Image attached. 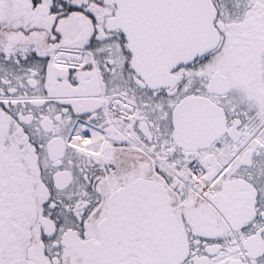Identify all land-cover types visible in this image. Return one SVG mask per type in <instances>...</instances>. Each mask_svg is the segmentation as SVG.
<instances>
[{"label":"snow or ice","instance_id":"snow-or-ice-1","mask_svg":"<svg viewBox=\"0 0 264 264\" xmlns=\"http://www.w3.org/2000/svg\"><path fill=\"white\" fill-rule=\"evenodd\" d=\"M0 264H264V0H0Z\"/></svg>","mask_w":264,"mask_h":264}]
</instances>
